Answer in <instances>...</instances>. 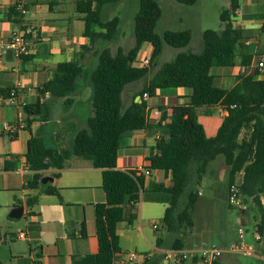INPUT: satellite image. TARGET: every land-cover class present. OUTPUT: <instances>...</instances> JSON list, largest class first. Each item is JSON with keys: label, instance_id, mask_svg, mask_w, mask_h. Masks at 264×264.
Instances as JSON below:
<instances>
[{"label": "trees", "instance_id": "16d2710c", "mask_svg": "<svg viewBox=\"0 0 264 264\" xmlns=\"http://www.w3.org/2000/svg\"><path fill=\"white\" fill-rule=\"evenodd\" d=\"M124 0H78V12L85 22L84 36L88 44L81 48L80 56L71 62L58 65L54 78L48 82L41 93L53 98L64 99L67 108L73 104L70 96L75 93L83 79H88L93 90V116L87 126L77 131L73 145L59 150L47 146L40 133L28 143L26 154L34 176L26 177V188L38 190L45 178L43 172L62 170L67 160L78 157L90 160L96 169L102 171V187L106 202L95 205V231L99 251L93 255L79 257L74 264H116V256L121 252L120 236L117 226L121 222L134 225L139 219V206L144 193L146 200L168 204L163 218V229L174 235L173 249L183 250L184 242L179 238L185 226L193 227L192 211L200 196L196 191L208 171V166L218 156L225 157L229 168V189L236 184L237 175L243 173L240 190L245 202L254 204L259 210L256 233L264 244V68L252 67L254 54L245 45L254 31L237 29L232 18L239 9V1L231 0V6L223 10L220 21L223 30H206L203 33V49L200 53L180 52L174 60L166 63L145 84L139 96L142 103L132 100L125 109L123 93L129 84L147 78L158 58L162 55L164 44L176 49L190 45L193 35L190 31H167L161 37L155 30L162 17V8L156 0H141L140 10L135 17V46L128 52L122 48L114 54L110 48H98L103 43H113L119 37L120 19H103L107 5ZM179 4L193 6L199 0H172ZM21 12L13 6L7 19L19 23ZM1 19V18H0ZM264 35V22L260 30ZM152 46L148 66H138L140 52L144 44ZM98 60L96 68L89 71L85 63L86 52L94 50ZM240 61L241 71L236 77L237 84L231 90L217 84L214 70L232 69ZM192 88L194 93L186 105H176L172 113L167 107H160L161 117L156 121L160 136L155 151L148 157L147 170L170 174L168 186L153 184L145 190V174L136 171H122L117 161L125 134L135 130L152 128L154 120L149 118L148 105L144 94L155 98L163 90ZM13 90L0 89V96L8 98ZM219 107L227 113L214 137H208L200 123L197 109ZM48 106L36 103L24 107L30 117L41 118ZM244 130L249 134L242 137ZM60 174H54L58 179ZM50 184V183H49ZM48 184V185H49ZM44 187L43 193L58 196L59 189ZM159 198L152 199L151 196ZM186 197V201L184 200ZM38 204L37 197L27 200L28 217H38L33 208ZM14 207H17L16 205ZM232 207V206H231ZM82 237H87L86 222L81 224ZM3 233L0 226V242ZM195 262L198 261L195 259ZM0 264H3L0 259ZM35 264H43L38 260ZM146 264H156L146 260ZM215 264H222L217 261Z\"/></svg>", "mask_w": 264, "mask_h": 264}, {"label": "crops", "instance_id": "0c3cea01", "mask_svg": "<svg viewBox=\"0 0 264 264\" xmlns=\"http://www.w3.org/2000/svg\"><path fill=\"white\" fill-rule=\"evenodd\" d=\"M77 1L0 0V89H10L17 92V99L13 105L8 104L6 98L0 96V191L14 190L15 180L23 185V190H25L27 186L25 178L34 176L35 172L30 169L26 158L28 143L33 136L40 133L47 146L51 148L62 150L71 147L77 131L86 128L87 120L94 114L92 106L93 90L89 83L84 85L80 83L77 91L70 96L73 104L67 110L64 106V99L53 98L50 94L43 95L41 93L44 86L54 78L58 65L76 60L81 54V48L89 42L84 36L85 22L83 21V16L78 12ZM238 1L239 9L232 18L233 24L237 29L254 31L251 34V38L245 42V45L249 49L255 46L252 52L254 54L252 67H255L258 60L262 59L264 61V50L261 49V44L263 43L264 45V35L258 32L264 22V0ZM18 2L21 3L26 12L24 14L21 13L19 23L15 24L7 19V14ZM201 2L202 0H199L197 4ZM224 5L222 6L223 10L229 9L231 0H225ZM190 16L193 19L189 20V28L186 30L190 31L194 36L195 27H201L202 25L201 16L199 14H190ZM223 28L221 23L217 32H221ZM22 30L31 32L32 50L29 56L18 59L6 48V43L14 32ZM206 30L211 29L200 28L199 32L202 37ZM99 46L101 45H98V48ZM96 50L98 49L95 47L94 50L86 52L84 60L86 64L92 61L93 63L95 62L94 53ZM150 52L152 53V49ZM261 54H263L262 57L260 56ZM240 61L241 59L239 58L238 65L232 69L218 68L217 83H220L219 81L225 84L228 82V85H230L229 89L220 86L221 88L231 90L235 87L237 84L236 77L241 71ZM145 84L142 85L141 89L138 87L130 90L128 95L130 103L133 99L135 101L141 100L139 93ZM193 93L192 88L163 90L157 97L150 98V105L156 110H160V107H167L168 112L171 114L174 106L186 105ZM38 102L45 103L48 106L46 114L41 118L29 117L24 111V107ZM151 110L148 109L149 118H151ZM58 111H62V113ZM222 114L227 115L219 107L197 109L199 121L204 126L208 137H214L217 134L223 122L224 116ZM153 120L154 125L152 128L135 130L125 134L117 161L119 170L137 171L140 167L147 169L149 166L148 157L152 152L156 153V141L158 136L161 135L160 129L155 125L157 120ZM6 124H11L16 130L12 133L5 131ZM37 124L39 126H36ZM44 173L60 174L58 179H62L64 174L72 175L59 188V192L60 196L61 191L65 190L78 192V195H75L74 200H72L74 204L71 205H78L83 208L84 219H82V222H86L87 237H82L81 230L76 231L74 234H68L66 238L71 242L69 244L70 250L59 251L54 263L46 259L43 264H74L76 258L98 253L99 243L95 231V205L106 202V193L102 187V171L96 169L90 160L73 157L66 161L62 170L52 169L44 171ZM98 174L100 182L97 179ZM58 179H54V182ZM170 181V174L166 175L158 170L152 171L150 176H146L145 190L149 191L154 183H164L168 186ZM151 198L159 197L152 195ZM61 199L62 205L65 204L62 196ZM148 202L160 203L150 199ZM26 205L27 201L21 204L25 208L23 216H26L28 212ZM33 210L35 211V208ZM247 212H243V216L239 219V222L245 227L249 224L246 217ZM36 213L39 216L32 218H41V213ZM258 221L259 219H254V240H247V236H245L244 240L254 250L253 254L247 257L256 259L259 264H264V244L255 239ZM136 224H139V228L142 230L144 225L149 223L147 221L144 222L143 217L141 218L139 213V219L134 225H130L128 222L118 224L117 232L120 236L121 252L116 256V264H146L147 259H153L156 264H174L165 260V254L173 250L174 241L170 238L173 235L165 232L156 238L149 237L145 235L144 230L137 233L135 231ZM150 225L152 226V223ZM240 230L236 240H231L228 232H221V243L219 246L227 247L237 243ZM179 237L182 236L180 235ZM140 240H143L147 248L141 246ZM56 242H58V239L55 236L54 243ZM186 249L184 246L183 250ZM188 249L202 248L193 246ZM132 254L135 255V259L130 261L129 257ZM237 256L223 254L219 262L222 264H244ZM139 258L141 259L139 260ZM180 264L198 263L195 260H188Z\"/></svg>", "mask_w": 264, "mask_h": 264}, {"label": "rangeland", "instance_id": "374dc122", "mask_svg": "<svg viewBox=\"0 0 264 264\" xmlns=\"http://www.w3.org/2000/svg\"><path fill=\"white\" fill-rule=\"evenodd\" d=\"M140 1L124 0L119 3L107 5L104 8L103 19L105 21H111L115 18L120 19V35L119 39L113 43L101 44L99 46L100 49L108 47L115 54L118 48H122L125 52H128L135 46L134 25L135 17L140 10ZM156 1L162 8V17L157 24L155 32L161 37L167 31H182L189 28V20L193 19L190 14H199L201 16L202 28H208L214 31L220 29V14L221 10L223 11L222 6H225V0H202L200 4L195 6L179 4L172 0ZM201 27H195L193 40L186 48L176 49L168 44H164L163 53L158 58L156 65L152 68L150 75L126 87L123 93L125 109L131 104L128 96L130 90L138 87L141 89L142 85L147 83L164 64L174 60L180 52H202L203 40L199 32ZM151 47L147 43L143 46L137 65H140L145 57L150 56ZM254 48L255 46L250 48V52H253ZM261 49L264 50L263 43L261 44ZM260 56L262 57L263 54ZM97 64L98 60L95 59L94 63L87 66L88 70H94ZM217 73L218 69H215L214 74L217 75ZM219 82L217 83L219 86L226 89L230 88L228 82L226 84L221 83V81ZM88 83V79L81 81L82 85ZM58 112L62 113V111ZM36 126H39V124ZM248 134L249 131L244 130L242 137ZM44 174H46L45 177L53 178V175L50 173ZM71 177V174H64L62 179H58L47 185L59 189ZM97 179L99 182L101 181L99 174L97 175ZM229 179L230 173L225 162V157L220 155L215 161L209 164L206 175L195 187L196 191L200 193V196L192 211L194 226L191 228L185 226L182 229V237H179L184 242L185 248H187L186 250H189L188 248L193 246L197 248H206L214 245L219 246L221 243V232L224 231L230 234L231 240H236L238 231L241 229L244 237L247 236V240H254L253 225L254 219H258L259 217V210L256 205L250 204L246 214L249 224L245 227L239 222L240 217L243 216V212L238 208L231 207L229 204ZM242 182L243 173L237 175L236 184L241 185ZM14 186V190L0 191V226L3 233V240L0 242V259L2 263L34 264L38 260L44 262L46 259L54 263L59 251L65 252L70 250L69 244L71 242L67 240L66 236L81 230L82 219H84L83 208L78 205H71L74 204L72 200H74L75 195H78V192L72 190L61 191V196L65 203L62 205L58 196H48L43 193L42 189L46 187L43 184L35 191L29 190L26 187L23 190V185L19 184L16 180ZM147 195L148 193H144L139 206L141 218L143 217L144 222L147 221L149 223L144 225L142 230H144L146 236L156 238L166 232L163 229V218L168 204L149 203L146 200ZM30 197L39 198L38 205L34 208L36 212L41 213V218L36 219L28 216H23L20 219L11 218L12 210L21 206ZM183 201H186V197H184ZM15 205L17 207H14ZM150 223L158 224L159 229H153ZM142 230L139 228V224L135 225V231L137 233L138 231L142 232ZM246 230L248 231L246 232ZM20 232L27 235L26 240L18 239ZM48 232L53 233L56 239H58V242L47 244L45 242V235ZM170 238L174 240L176 237L173 235ZM140 241L141 246L147 248L143 240ZM237 257L244 264H259L256 259L245 255H238Z\"/></svg>", "mask_w": 264, "mask_h": 264}, {"label": "built area", "instance_id": "2783aa9c", "mask_svg": "<svg viewBox=\"0 0 264 264\" xmlns=\"http://www.w3.org/2000/svg\"><path fill=\"white\" fill-rule=\"evenodd\" d=\"M18 10L21 13H25V9L21 5L20 2L16 3ZM30 31H16L14 32L9 40L6 43V48L10 50L16 58L21 59L23 57L29 56L32 50V39L30 37ZM150 58H145L142 60L139 66H146L149 64ZM260 69L264 68V61L258 60L257 65ZM49 94V93H48ZM150 96L148 94H144V101H146L148 105V109H152L150 114L151 118L155 120H159L161 117L160 110H156L150 105ZM17 99V92L14 90L12 91L11 95L6 98L8 104L13 105ZM224 116V114H222ZM5 131L7 132H14L16 129L11 124L5 125ZM159 138V136H158ZM138 173L145 174L146 176H150V171L145 169L144 167H140L137 169ZM262 203L264 204V194L262 195ZM229 204L234 208H238L242 212L248 210V204L245 202L244 196L241 193L240 185L234 184L229 189ZM154 229H159L158 224L152 223ZM244 233L240 230L239 241L237 243L231 244L227 247L221 246H211L202 249H193V250H170L165 254V260L169 262H173L174 264H180L182 262L188 260H197L198 264H215L217 261L220 260L223 254H231V255H246L251 256L254 252L253 248L246 244L244 240ZM19 240H26L27 236L25 233L20 232L18 234ZM256 241H261V236L257 233L255 236ZM130 261L135 259V255H130Z\"/></svg>", "mask_w": 264, "mask_h": 264}, {"label": "water", "instance_id": "95a60500", "mask_svg": "<svg viewBox=\"0 0 264 264\" xmlns=\"http://www.w3.org/2000/svg\"><path fill=\"white\" fill-rule=\"evenodd\" d=\"M136 102L142 103V101L140 99ZM51 182H54V178H52V177H45L44 179H42V184L45 186ZM24 210H25L24 206H19L17 208H14L11 212V215H10L11 218H14V219L22 218L24 215ZM45 242L47 244L54 243L55 242V235L53 233H47L45 235Z\"/></svg>", "mask_w": 264, "mask_h": 264}]
</instances>
